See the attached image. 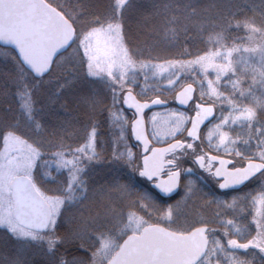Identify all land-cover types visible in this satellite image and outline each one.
<instances>
[{"label":"snow or ice","instance_id":"snow-or-ice-1","mask_svg":"<svg viewBox=\"0 0 264 264\" xmlns=\"http://www.w3.org/2000/svg\"><path fill=\"white\" fill-rule=\"evenodd\" d=\"M216 7L0 0L12 66L0 74V243L11 246L0 264H264V0L227 16ZM133 13L178 57L133 43ZM193 21L214 51L180 44ZM233 26L258 67L233 57ZM140 77L153 87L135 91ZM57 105L82 111L83 127L56 119ZM117 105L131 116L105 147L96 116Z\"/></svg>","mask_w":264,"mask_h":264},{"label":"trees","instance_id":"trees-1","mask_svg":"<svg viewBox=\"0 0 264 264\" xmlns=\"http://www.w3.org/2000/svg\"><path fill=\"white\" fill-rule=\"evenodd\" d=\"M69 3H74L75 0H68ZM90 2L96 6L97 10H102L105 5L109 3V0H90ZM114 2V0H113ZM169 2V0H137L138 4L144 5L145 7H150L153 4H160ZM186 0H174V3L176 6L185 3ZM195 2L201 7L206 8L209 5L215 4L217 7L214 10L215 12H223L224 15H229L230 12H237L239 14V9L234 7V5H239L241 9L247 10V5L251 2L259 3V0H195ZM143 11V10H142ZM250 14V13H249ZM242 18V17H241ZM139 20V14L133 13L131 18L127 22V26L130 25V29H128V36L130 40H134V29L136 31V36L140 37L142 40L139 42L141 47H147L152 46L153 49V55L159 54L161 56H168L169 58L178 57V53L181 50L180 46H171L169 45L165 37L162 33L158 32L155 27L148 26L145 28H142L138 25ZM159 21H157V24ZM199 21H193V24H190L189 27L191 30L187 33V38H182L180 41V44L188 48L189 51L197 52L199 51L200 54H203L202 50H208V51H214V41L209 40V32H203L200 35H197V28L193 25L198 24ZM207 27V25H205ZM228 39L226 41V44L231 47L233 45H240L241 46V52H243V47L248 46L247 44V33L246 30L243 28L236 29L234 26L232 29L229 30L227 33ZM3 50V49H2ZM184 58V57H179ZM187 59H191L192 57H186ZM163 62L162 60H159ZM9 63L5 62L0 57V74H7L10 73ZM190 82V81H189ZM22 94L17 95V103H19L21 106L24 104V100L21 99ZM58 115L56 119L59 120H72L74 122L78 121L77 127L82 128L83 123L86 120V117L84 116L82 111H71L65 112L64 110L57 109ZM103 113L100 112L99 115L96 118L103 119ZM52 123H55V120L52 121ZM89 132H91V129H88ZM70 143H73L74 146L77 143V139L74 138L72 141H69ZM82 143L83 141H79ZM107 147V146H105ZM70 158V157H69ZM101 169L94 170L92 175L99 180L100 176L102 175ZM138 179V178H137ZM139 180V179H138ZM206 189V188H205ZM230 217H224L225 220L229 219ZM35 259L39 260L40 258L37 256ZM256 264H259V260L257 259Z\"/></svg>","mask_w":264,"mask_h":264},{"label":"rangeland","instance_id":"rangeland-1","mask_svg":"<svg viewBox=\"0 0 264 264\" xmlns=\"http://www.w3.org/2000/svg\"><path fill=\"white\" fill-rule=\"evenodd\" d=\"M127 28L130 29V25H128ZM136 35H137V34H136L135 29H134V40H131L133 43H139V42L142 40L140 37H138V36H136ZM221 50L223 51V49H221ZM0 57L6 62V58H5V56L3 55V50H2V49H0ZM233 57H234L235 59H237V60H239L241 57H243V58H245V59L248 60V63H249V64H253V63H255L257 67H258V65H259V57L256 56L255 54L244 53V52H241V51H240V53H233ZM153 63H163V62H161V61H157V60H154ZM8 66H9V68H10V71H12V66H11L10 64H9ZM193 75H194V74H193ZM229 75H231V73H229ZM210 78H211V79H215V73H212V75H211ZM157 79H159V77H158ZM233 79H235V77H233ZM242 79L244 80V87H245V88H247V86H248L249 84H251V82H252V81H251V77H250V75H249V76H244V77H242ZM163 83L166 84V80L163 81ZM140 84L142 85V89H144V90H147V89L153 87V84H152L151 82L145 83L144 80H143V77H140ZM225 85H227L228 88L230 89L231 86L228 85L227 80H226L225 78H222V80H221V85H220L221 89H223ZM259 94H260V89H259V86L257 85V87H256V95L258 96ZM165 95L168 96L169 94H168V93H165ZM225 95H227V92H225ZM169 97H170V96H169ZM56 108H57V109H60V108H59V105H57ZM60 110H63V109H60ZM165 112H166V110H162V111H160V112H157V113L159 114V116H160L161 124H163L164 120L167 119V117H166V115H165ZM205 174H206V173H205ZM206 175H207V174H206ZM205 184L207 185L206 182H205ZM206 187H207V186H205V188H206ZM206 189H207V188H206ZM10 249H11V246H10V245L8 246V248H5V247L3 246V244L0 243V258H2V257L6 254V252L9 251ZM36 257H37V256H35L34 258H36ZM38 257H39V256H38ZM39 258H40V257H39Z\"/></svg>","mask_w":264,"mask_h":264},{"label":"flooded vegetation","instance_id":"flooded-vegetation-1","mask_svg":"<svg viewBox=\"0 0 264 264\" xmlns=\"http://www.w3.org/2000/svg\"><path fill=\"white\" fill-rule=\"evenodd\" d=\"M141 89H142V85L140 84V88H137L135 91H140ZM169 99L171 100V97H169ZM108 103L111 104V97L110 96L108 98ZM116 108L119 111H114L111 115H109L108 112H102L103 113L102 114L103 119L97 118L100 121V128L98 129V133H99L98 139H102L105 142L104 146H107V147L109 146L108 142L114 141V139H115V137L113 136V133H119L121 131V127H120V124L118 122V117L121 116L122 114H126L128 117L131 116V112H127L126 109H122L120 105H117ZM162 110H165V109H159V108L153 109V111H156V112H160ZM99 113H97V116L99 115ZM149 115H151V113H149ZM106 117H107V119H106ZM132 142L135 143L134 140ZM163 146H166V145H163ZM97 150H99V149H97ZM209 154H212V153L210 152ZM188 166L189 165H185V167H188ZM163 177H165V176H163ZM137 178L139 180L144 179V178H139V177H137ZM144 186L145 187H151L152 184L149 183V184H146ZM205 186L208 187V184L207 185L205 184Z\"/></svg>","mask_w":264,"mask_h":264},{"label":"water","instance_id":"water-1","mask_svg":"<svg viewBox=\"0 0 264 264\" xmlns=\"http://www.w3.org/2000/svg\"><path fill=\"white\" fill-rule=\"evenodd\" d=\"M195 87V86H194ZM142 102V101H141ZM161 179H166V178H163V177H161Z\"/></svg>","mask_w":264,"mask_h":264}]
</instances>
